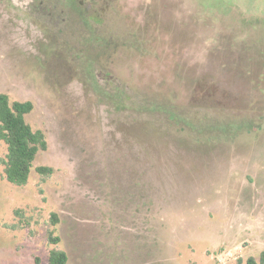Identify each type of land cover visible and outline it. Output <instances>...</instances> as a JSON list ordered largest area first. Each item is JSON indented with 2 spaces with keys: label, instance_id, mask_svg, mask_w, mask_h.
Returning a JSON list of instances; mask_svg holds the SVG:
<instances>
[{
  "label": "rangeland",
  "instance_id": "374dc122",
  "mask_svg": "<svg viewBox=\"0 0 264 264\" xmlns=\"http://www.w3.org/2000/svg\"><path fill=\"white\" fill-rule=\"evenodd\" d=\"M0 92L47 142L0 264H260L264 0H0Z\"/></svg>",
  "mask_w": 264,
  "mask_h": 264
},
{
  "label": "trees",
  "instance_id": "16d2710c",
  "mask_svg": "<svg viewBox=\"0 0 264 264\" xmlns=\"http://www.w3.org/2000/svg\"><path fill=\"white\" fill-rule=\"evenodd\" d=\"M33 109L31 101H10L6 93L0 92V140L6 144V154L2 159L6 179L17 185H24L36 155L47 148V142L40 129H33L25 115ZM40 174H50L52 168L39 165ZM56 221V215L53 214ZM67 255L63 250H50L47 264H65ZM260 264H264V250Z\"/></svg>",
  "mask_w": 264,
  "mask_h": 264
}]
</instances>
